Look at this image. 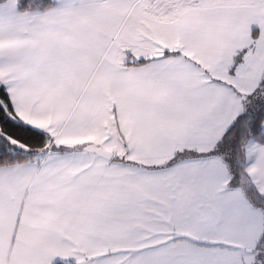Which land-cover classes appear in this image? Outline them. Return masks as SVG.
I'll return each mask as SVG.
<instances>
[{
	"label": "snow or ice",
	"instance_id": "snow-or-ice-1",
	"mask_svg": "<svg viewBox=\"0 0 264 264\" xmlns=\"http://www.w3.org/2000/svg\"><path fill=\"white\" fill-rule=\"evenodd\" d=\"M0 264H264V0H0Z\"/></svg>",
	"mask_w": 264,
	"mask_h": 264
}]
</instances>
